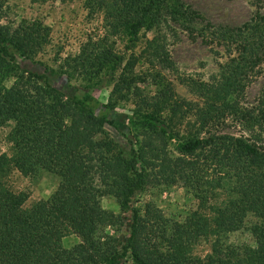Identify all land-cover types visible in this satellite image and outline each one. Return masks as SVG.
I'll use <instances>...</instances> for the list:
<instances>
[{"label":"trees","instance_id":"obj_1","mask_svg":"<svg viewBox=\"0 0 264 264\" xmlns=\"http://www.w3.org/2000/svg\"><path fill=\"white\" fill-rule=\"evenodd\" d=\"M85 5L102 14L106 34L64 59V79L34 59L49 42L48 26L35 19L15 27L0 23V126L13 123L12 153L0 154V264H264V151L242 136L211 129L227 113L239 115L246 126L256 121L230 97L243 89L244 77L264 54V15L215 33L239 42V52L221 82L207 88L211 101L192 112L156 68L170 62L167 32L171 21L189 14L185 5L179 0H85ZM142 31L144 42L137 48ZM118 32L131 42L126 55L101 44ZM18 58L38 66L22 69ZM141 63L150 66L153 94L143 95L136 85L135 67ZM104 71L112 78L107 102L88 90L68 96L53 85L59 78L89 80ZM12 75L14 82L5 86ZM119 100L135 106L131 115L120 114L134 126L128 148L95 138L104 123L114 125ZM170 140L176 154L167 150ZM10 166L32 179L52 173L58 184L49 197L24 206L27 193L5 183ZM151 179L182 182L195 207L174 219L150 204L132 205L133 195ZM103 196L130 213L123 241L107 231L121 227L123 217L102 207ZM244 226L255 245L227 243L228 234ZM71 233L79 242L65 247L63 238ZM202 241L208 251L198 256L193 251Z\"/></svg>","mask_w":264,"mask_h":264},{"label":"rangeland","instance_id":"obj_2","mask_svg":"<svg viewBox=\"0 0 264 264\" xmlns=\"http://www.w3.org/2000/svg\"><path fill=\"white\" fill-rule=\"evenodd\" d=\"M179 1L185 5L189 14L184 20L170 22L165 41L170 62L167 66L156 65V68L160 71L162 80L172 88L174 96L188 103L187 106L195 112L196 108L206 107L211 101L212 96L207 92V88L215 87L221 82L227 66L231 60L237 58L239 52V42L221 38L215 33L225 29L242 28L253 18L264 15V0ZM24 19L39 20L49 27V42L34 59L58 70L62 75L61 79L65 77L61 70L66 68H60L65 65L64 59L68 56H76L82 47L88 50L93 42L106 34L102 14L90 13L86 8L85 0H46L43 3L32 0H0L1 24L15 27ZM139 36V40L144 39H141L143 31ZM146 37H151V33H146ZM139 40L137 48L144 42ZM130 43L122 32L106 36L101 41V44L112 46L122 55L130 52ZM18 63L22 69L34 70L38 66L20 58ZM135 72L139 74L136 85L142 94H153L156 86L150 66L145 63L138 64ZM60 78L58 80L61 82L53 81V85L65 95L88 90L99 101L108 100L112 86L109 71H104L98 77L89 80L73 76L70 82H65ZM14 80L15 76H10L4 81L5 86H11ZM243 81L245 83L243 89L230 97V101H234L244 111H251L256 121L246 126L239 115L232 116L227 113L224 117L216 119L211 129L214 132L242 136L264 151V54ZM87 85L91 87L87 89ZM134 107L132 100L117 101L114 104L117 113L114 115V125L104 123L101 131L95 134V138L100 140L108 137L128 148V140H133L134 126L127 117H120V114L131 115ZM12 125V122H8L0 126V154L5 153L10 156L12 153L11 143L8 140ZM167 150L176 154L173 140L167 142ZM4 179L11 190L27 193L24 206H30L37 200L49 197L59 181L56 175L47 172L38 179L29 178L22 175L14 166H10ZM131 204L142 209L145 204H150L158 208L165 218L182 219L195 207L196 199L180 181L169 183L151 179L133 195ZM101 205L107 210L122 215L123 225L109 227L107 231L123 241L128 229L130 213L121 212L115 199L110 196H103ZM226 241L230 244L255 245V240L247 226L229 233ZM77 242L79 237L73 233L63 238L65 247ZM207 251L208 244L202 241L195 246L193 252L202 256Z\"/></svg>","mask_w":264,"mask_h":264}]
</instances>
